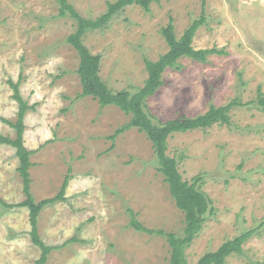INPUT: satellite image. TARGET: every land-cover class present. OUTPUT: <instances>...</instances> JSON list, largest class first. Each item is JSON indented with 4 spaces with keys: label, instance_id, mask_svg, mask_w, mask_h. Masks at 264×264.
<instances>
[{
    "label": "rangeland",
    "instance_id": "obj_1",
    "mask_svg": "<svg viewBox=\"0 0 264 264\" xmlns=\"http://www.w3.org/2000/svg\"><path fill=\"white\" fill-rule=\"evenodd\" d=\"M83 18L102 15L116 0H67ZM203 0H167L148 13L131 6L103 31L88 32L83 44L101 56L99 76L112 91L134 92L147 78L144 60L168 51L160 35L170 17L179 38L199 18ZM57 0H0V135L15 137L1 118L16 121L17 103L8 81L19 83L31 108L24 118V142L33 166L35 201L55 196L65 177V202L41 210L40 239L56 246L45 264H169L166 239L129 227L130 211L145 227L183 236L184 216L175 206L150 141L137 129L111 140L129 117L114 106L101 108L81 93L79 59L66 43L76 22L58 16ZM206 23L195 49L214 48L205 63L181 58L167 68L164 85L146 101L154 122L194 117L210 105L239 101L231 125L176 133L166 155L178 161L183 180L200 176L211 200L202 229L185 248L188 264L245 231L251 237L240 255L225 264H264V0H204ZM15 149L0 145V201L25 199ZM28 211L0 204V264H35L40 250L29 236ZM76 237L79 241H71ZM65 244V245H64Z\"/></svg>",
    "mask_w": 264,
    "mask_h": 264
},
{
    "label": "trees",
    "instance_id": "obj_2",
    "mask_svg": "<svg viewBox=\"0 0 264 264\" xmlns=\"http://www.w3.org/2000/svg\"><path fill=\"white\" fill-rule=\"evenodd\" d=\"M162 1L167 0H116L113 3H108L106 11L95 19L81 17L67 0H57V3L59 5L58 16H68L76 22V29L74 33L66 38V43L75 50L79 59L76 73L80 80L81 93L78 98L90 97L96 100L101 108L114 106L129 117L128 122L121 125L109 138L114 140L118 135L133 128L146 136L151 143L153 154L158 163L157 171L162 175L163 182L167 185L175 206L184 216L182 237H178L174 233H166L162 230L145 227L136 220L131 211L129 227L137 232L164 237L171 248L169 264H188L184 256V250L202 229L207 215L212 214V204L211 200L201 190L203 182L200 176L192 178L191 183L182 179L177 169L178 161L166 155L167 139L176 133H186L199 129L205 130L214 124L230 126L229 113L234 106L239 105V101L234 99L226 105L218 107L210 105L207 111L201 115L194 117L180 116L165 122L153 121L152 116L146 112V101L164 85L163 73L167 68L177 71L181 69L178 63L181 58L205 63L208 56L221 54L220 51L214 48L195 49L193 47V39L197 30L206 23L204 0L202 1L203 7L199 18L193 20L179 38L175 35L172 17L160 29V35L165 41L168 51L155 61L144 60L147 78L144 80L143 86L134 92L127 90L112 91L109 89L99 76L101 56L92 54L82 42L83 37L88 32L106 29L109 23L123 13L126 8L138 6L148 13L152 4H159ZM8 85L12 90L11 98L17 103L16 121L11 122L3 118H1V121L14 130L15 137L0 135V145L15 149L18 160L17 172L22 180L25 199L14 205L5 204L2 201H0V204L6 208L27 209L30 226L28 234L32 244L40 250V256L35 264H45L51 251L59 247L48 246L40 239L37 230L38 217L45 207L66 201L65 191L68 186V177L64 178L59 192L51 198L37 202L31 195L29 169L33 166V163L30 161V156L35 150H29L24 142V118L31 106L22 98L18 82L8 81ZM256 104L260 112L264 113V94L260 91L257 95ZM252 234V230L241 233L224 242L216 251L204 254L195 264H225L226 259L231 255L242 253L243 244ZM71 241L82 242L76 237L72 238Z\"/></svg>",
    "mask_w": 264,
    "mask_h": 264
}]
</instances>
